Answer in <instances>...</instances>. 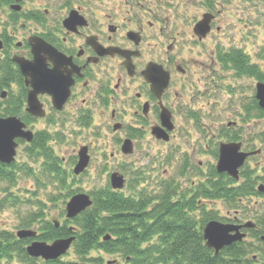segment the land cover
<instances>
[{"label":"rangeland","instance_id":"rangeland-1","mask_svg":"<svg viewBox=\"0 0 264 264\" xmlns=\"http://www.w3.org/2000/svg\"><path fill=\"white\" fill-rule=\"evenodd\" d=\"M95 1L100 4L99 7L111 9H116L123 3V0ZM166 1L169 0H161V9L169 10L178 24L173 29L170 28L169 32L172 30L173 33H179L177 47L171 55L174 59L178 58L179 62L188 64L186 67L183 65L186 69L184 75L173 71L170 91L163 97V103L171 110L174 124L170 140L162 142L151 135L150 127L158 123L153 110L146 119L142 120L140 117L141 101L136 100L135 93L140 92L144 85L139 78H126L120 89L111 94L113 97L110 103H101L100 88L107 84L112 86L117 76L114 69L105 72L103 66H98L96 73L91 72L89 87L80 96L81 100L71 102L60 112L52 113L45 106V117L28 116L26 120L25 104H21L20 111L15 115L23 122L26 120L28 129L34 134L45 131L49 135L48 144L61 159V168L67 172V176L64 187L54 178L48 184L41 176L40 163L25 151L28 145L21 144L17 148L15 167L11 169L15 172L14 182L0 179V198L5 193L10 196L6 205L0 209V232L14 234L22 228L36 229V223L28 228L24 225L28 222L29 214L38 212L39 209L44 211L49 221L56 217L63 223L65 204L70 196L78 190L91 194L110 186V174L115 171L123 174L128 183L122 189L125 195L132 192L133 188H130L129 183H134L136 175L141 172L144 180L138 185L136 192L144 189L149 195H157L161 192L162 185L174 183L177 191L175 198L185 194L187 199L198 185H205L208 179L215 177L214 173L217 174L215 164L220 142L240 141L243 151L260 150L246 159L239 169L240 178L233 185L242 182L243 172H247L255 187L264 183V116L256 117V112L252 110L258 80L254 77L237 76L231 69L221 67L215 59L217 52L238 49L245 54L250 64H255L264 73V0H173L169 6H166ZM73 2L74 0H22L20 4L23 11L37 13L35 16L41 21L46 19L43 12L49 10L48 23L54 24ZM208 2L212 3L211 13L215 15V19L211 23L210 33L199 41L194 36L192 27L208 11ZM13 12L0 0V31L12 30L15 35L14 42L8 48L10 53L27 56L25 48H15L14 44L30 34L39 33L43 25L38 20L19 15L10 16ZM12 18H16L15 23ZM160 57L161 60L165 59L164 47L160 51ZM10 88L14 89L15 85ZM10 88L6 89L8 93ZM174 91L180 94V98L174 97ZM9 98L10 95L7 99ZM83 99L84 103L81 102ZM5 100L0 99V115L3 117L2 109L7 104ZM40 100L43 102L41 97ZM248 109L250 110L247 112ZM112 110L115 111V119L111 118ZM81 116L89 120L87 125L82 123ZM115 122L120 123L121 127L114 131L112 127ZM230 122L232 124L228 126ZM130 128L140 129V132L132 133ZM124 138L132 139V154L124 155L120 152V144ZM81 146L88 147L89 162L82 174L74 176L72 169ZM25 168H31L32 171L28 172ZM224 175L226 174H222L221 179ZM230 179L229 177L227 185H231ZM39 182L44 184L38 186ZM242 197L240 200L235 198L231 203L222 199L204 201L203 209L192 215L200 218L204 211L213 215L214 220L231 223L237 213L241 222L256 223L263 234L264 225L261 220L264 218V192L258 191V194ZM39 200L42 203L39 204ZM244 231L247 235L243 243L256 255L254 260L250 259L251 253L247 255L246 259L251 260L249 264H264V243L261 245L258 237H254L253 230ZM22 257L19 253H13L11 258L3 259L0 264H44L41 259L23 263ZM98 259L101 264L110 260H115L118 264L124 263L119 254L94 250L88 254L89 263L86 264H96ZM59 260L61 263L83 262L72 247Z\"/></svg>","mask_w":264,"mask_h":264},{"label":"trees","instance_id":"trees-1","mask_svg":"<svg viewBox=\"0 0 264 264\" xmlns=\"http://www.w3.org/2000/svg\"><path fill=\"white\" fill-rule=\"evenodd\" d=\"M8 3L11 0H2ZM5 47H7L5 41ZM219 62L231 69L237 76L254 77L264 82V73L255 64H250L245 54L238 49H230L228 52L218 55ZM15 80L19 85L18 94L23 96L22 77L19 71L13 67L9 58L2 60L0 65V89L8 87L10 81ZM24 98V96H23ZM21 101L13 98L2 109L4 115L16 114L20 111ZM250 109L247 110V112ZM252 110L256 117L264 116V111L259 109L257 101L253 99ZM82 123L87 125L88 119L81 117ZM28 118H26L27 120ZM25 120V123L28 122ZM49 135L45 131L37 132L33 141L25 151L32 154L34 161L40 163V173L43 180L50 184V179L59 181L64 187L67 172L61 168V159L55 155L48 144ZM42 161V162H41ZM15 164L5 166L0 164V179L14 182ZM20 167V166H19ZM10 168V169H9ZM30 171L31 168H25ZM32 171V170H31ZM142 173H138L134 183H129L132 192L125 195L121 191H113L109 186L91 193L93 207L82 212L79 216L66 223H74L79 229L77 241L74 245L75 253L87 261L86 255L91 249L101 250L106 254H119L127 259L124 264H249L246 259L249 253L245 243H234L224 247L217 254L204 246L202 227L204 223L214 216L202 211L200 218L192 215L197 210L203 209V202L224 198L226 202L234 201L236 197L249 195L255 190L253 181L248 174H243L246 179L241 186H229L228 177L215 174L206 181L205 185H198L190 197L185 194L177 195L174 183L162 185V190L157 195H149L144 189L136 192L137 187L143 182ZM216 178V179H215ZM230 183H234L230 179ZM44 182H39V185ZM69 195V193H68ZM9 194L0 200V209L9 201ZM42 203L39 201V204ZM41 212V211H39ZM42 217V214L30 218L34 222ZM43 232L37 239L51 241L69 234L66 224L55 228L49 221L41 219ZM264 225V218L261 220ZM255 238L262 233L259 229L253 230ZM105 234H109L108 240L102 241ZM27 240H16L11 234L0 232V260L8 257L14 251L25 255L24 245ZM92 261V260H91ZM96 264L101 263L98 259ZM94 262V261H93ZM66 264L47 262L45 264ZM77 264V263H69ZM118 264V263H114Z\"/></svg>","mask_w":264,"mask_h":264},{"label":"flooded vegetation","instance_id":"flooded-vegetation-1","mask_svg":"<svg viewBox=\"0 0 264 264\" xmlns=\"http://www.w3.org/2000/svg\"><path fill=\"white\" fill-rule=\"evenodd\" d=\"M172 1H166V6L167 4L169 6ZM99 5L95 0H74L70 8H66L67 11L60 18L56 19L54 24L48 23L47 16L50 14L49 10L43 12V16L46 19L42 16V21L35 16L38 15L37 13L29 12L28 10L23 11L22 6L20 7V11L13 10L14 14L10 16L16 17L19 15L26 19L38 20L43 25L39 33L30 34L26 38H23L22 41H17L14 44L15 48H25L28 51L29 48L27 49L26 47L28 45L27 39L32 35H38L46 43L64 55L59 82L61 85H64L65 82L68 83L69 96L63 105V109L71 102L74 103L79 100L82 94H85L86 88L90 84V78L92 77L91 72L96 73L95 69L98 66H103L105 72L109 69H114L117 72V76L112 86L107 84L100 88L102 94L101 103L104 105L109 104L113 97L111 94L120 89V86L126 78H139L144 86L141 89L142 92L135 93V98L141 101V114L143 106L145 104L148 105L147 113L139 116L144 120L153 110L158 118L160 102L150 91V84L144 78V71L149 69L151 74H156L159 73L157 70L162 67L164 71L168 72L170 82L161 98L162 104L167 107L163 103V97L165 93L170 91L173 71L184 75L186 69L183 65L185 67L188 65L187 62H179L180 60L178 58L174 59L171 55L177 47L176 43L178 42L179 33H173L172 30L169 32V30L170 28L173 29L175 26H178L177 22L173 20L169 10L165 9L164 11L161 9V0H123V3L118 5L116 9L99 7ZM7 7L11 9V4H8ZM36 11L38 12V10ZM72 11L76 14H74L75 18L67 23L69 25L68 27L64 21ZM46 20L47 23H45ZM0 40L4 43V46L6 41L7 48H9L15 40V35L12 30L10 32L0 31ZM17 44L19 46H16ZM163 47L165 48V59L161 60L160 51ZM13 54L9 53L7 49L6 51L4 49L0 50V65L5 58H9L12 62L11 56ZM219 54L220 52H217L215 59L221 65L218 60ZM24 57L31 58L29 55L28 57ZM12 64L14 63L12 62ZM46 64L48 68L53 67V62L49 59H46ZM13 67L16 68V65L14 64ZM11 85H15V88H10ZM18 86L15 80L10 81L8 87L4 88L5 90L10 88L9 93L6 90V97L10 95V99L18 98L22 105H26L27 88L23 82V98V96L18 94ZM173 93L176 99L180 98V94L177 91ZM40 97L43 102L40 100ZM38 99L42 102L44 109L46 106V108L52 110V113L60 112L54 109L52 96L49 93L39 95ZM81 102L84 103L85 100L83 99ZM111 118H116L114 110L111 112ZM229 142L240 143V151L247 152L242 150V143L240 141ZM251 152L253 151L247 153ZM246 173L243 172L241 174L244 179H242L240 184L233 185V183H230L231 185H228V187L245 184L246 179L243 174ZM234 183H237V180H234ZM253 189L255 190V184ZM251 194H258V192L254 191ZM241 198L243 197H236V200H240ZM221 199L225 200L224 198ZM231 223L235 225L243 224L237 218V213ZM244 230L246 229L242 231Z\"/></svg>","mask_w":264,"mask_h":264},{"label":"water","instance_id":"water-1","mask_svg":"<svg viewBox=\"0 0 264 264\" xmlns=\"http://www.w3.org/2000/svg\"><path fill=\"white\" fill-rule=\"evenodd\" d=\"M12 8L19 10L20 6L13 5ZM74 18V12H72V15H70L64 23L67 25V23ZM211 18L212 16L210 14H204L203 19L196 24L194 32L199 35L200 38L205 36L208 32L209 21ZM67 26L69 27V25ZM28 43L30 45L32 59L13 55L12 61L18 65L24 78L25 86L31 87L27 92L26 111L33 116L42 117L45 113L42 108V103L38 100L39 93H49L52 96V103L57 109L62 108V105L69 95V90L67 88L68 83L65 82L64 85H61L59 82L64 55L47 44L39 36H31L28 39ZM0 48H2L1 41ZM46 59L53 62L52 68L47 67ZM147 70V72H144L145 79L150 83L151 91L158 99H160L164 89L168 85L169 74L167 71L162 70L161 67L157 70L159 73L156 74H151L149 69ZM4 95L5 92L3 91L1 96L3 97ZM255 97L258 101V106L264 110L263 82L256 83ZM160 107L161 126H153L151 133L157 139L167 141L169 137L166 130L170 131L173 129L171 113L162 104H160ZM146 112L147 104L144 105V113ZM119 127V124H115L113 129L116 130ZM24 128L25 124L16 116H9L6 118L0 117V162L10 163L13 160L16 154L15 148L17 146V143L14 141L15 138H21L27 142L32 140V132L30 130H25ZM121 150L125 154L132 153L133 147L130 139L124 140ZM248 155V153L240 152V143L238 142L220 143L219 156L216 163L217 172H226L233 178H238V168L244 163ZM88 160L87 147L83 146L78 152V162L74 167V173L79 174L82 172L87 166ZM110 181L113 189H120L124 185L123 175L117 172L111 174ZM260 189L264 190V186H260ZM90 204L91 201L89 200L88 195H74L66 205V217L70 218L76 216ZM244 226L253 227L254 224L247 222ZM240 227V225L224 224L215 220L207 222L202 231L205 246L213 248L215 254H217L224 246L242 239L244 234L240 233ZM32 234V232L24 230L18 232L19 237L31 236ZM262 240H264V236H262ZM71 241L72 237L57 239L51 245H47L44 242H34L27 247V251L31 255L42 256L44 259H54L66 251Z\"/></svg>","mask_w":264,"mask_h":264}]
</instances>
